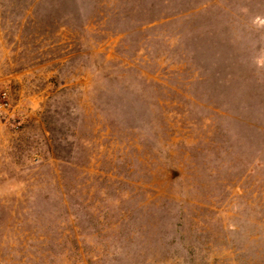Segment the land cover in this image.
Segmentation results:
<instances>
[{
    "label": "rangeland",
    "instance_id": "1",
    "mask_svg": "<svg viewBox=\"0 0 264 264\" xmlns=\"http://www.w3.org/2000/svg\"><path fill=\"white\" fill-rule=\"evenodd\" d=\"M0 264H264V0H0Z\"/></svg>",
    "mask_w": 264,
    "mask_h": 264
}]
</instances>
